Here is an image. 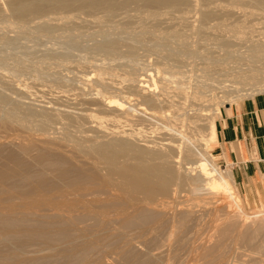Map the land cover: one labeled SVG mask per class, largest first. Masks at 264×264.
Returning a JSON list of instances; mask_svg holds the SVG:
<instances>
[{"label": "bare ground", "instance_id": "6f19581e", "mask_svg": "<svg viewBox=\"0 0 264 264\" xmlns=\"http://www.w3.org/2000/svg\"><path fill=\"white\" fill-rule=\"evenodd\" d=\"M257 93L264 0H0V264H264L208 152Z\"/></svg>", "mask_w": 264, "mask_h": 264}, {"label": "crops", "instance_id": "0c3cea01", "mask_svg": "<svg viewBox=\"0 0 264 264\" xmlns=\"http://www.w3.org/2000/svg\"><path fill=\"white\" fill-rule=\"evenodd\" d=\"M212 148L229 166L242 194H252L253 183L264 174V94L243 99L220 111L215 119Z\"/></svg>", "mask_w": 264, "mask_h": 264}, {"label": "rangeland", "instance_id": "374dc122", "mask_svg": "<svg viewBox=\"0 0 264 264\" xmlns=\"http://www.w3.org/2000/svg\"><path fill=\"white\" fill-rule=\"evenodd\" d=\"M257 94H264V93H257ZM257 94H255V95H257ZM243 99H246V98H242V99H240L238 101H235V102L231 103V105L232 104H237L238 102L242 101ZM226 107H229V106L225 105V107L224 106L219 107V114H220V111L224 110ZM216 117H215V119H216ZM215 119H214V121H215ZM212 145L209 147L208 152L214 157L215 163L221 168L225 167V168L230 170L229 166H225L223 163H221L219 161L217 155L215 154V152H214V150L212 148ZM262 177H264V174H263ZM236 187H237V190H238V193H239L240 202H241L242 206L244 207L245 211L251 212V210L255 209L256 207H258L260 205V203H264V179L263 178H261V179H259V181H256V182L253 183L252 194H250L248 196H246V195L241 193L238 184H236ZM210 219H211V216L209 215V216H206L204 220H205V222L207 224H210ZM206 232H207V230H206ZM237 250H236V255H232L231 256L235 260H239V257L241 255L239 253L240 250L239 249H237ZM232 258H229V261H231ZM242 259L248 260V262H246V264H255V260H254L253 256H251L250 259L248 257H242ZM242 259L240 257V260H242ZM246 260H244V261H246ZM236 264H240V263L236 262Z\"/></svg>", "mask_w": 264, "mask_h": 264}]
</instances>
